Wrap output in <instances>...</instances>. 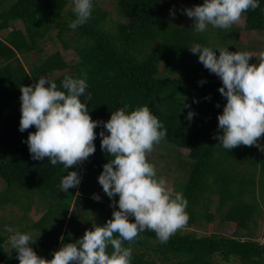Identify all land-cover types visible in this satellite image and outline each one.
<instances>
[{
  "label": "trees",
  "instance_id": "trees-1",
  "mask_svg": "<svg viewBox=\"0 0 264 264\" xmlns=\"http://www.w3.org/2000/svg\"><path fill=\"white\" fill-rule=\"evenodd\" d=\"M93 3L91 18L72 30L68 27L75 19L71 0H0V180L4 183L0 209L16 204L15 199L22 203L21 194L37 196L45 203L42 217L30 229L20 230L40 232L32 235L37 241L31 247L49 260L64 243L75 242L93 224L103 225L112 218V200L98 183L103 165L110 159L100 148L102 125L95 129V153L79 167L69 169L59 163L51 165L47 157L33 160L24 141L36 129L19 131L21 86L59 72L63 74L52 81L60 87L65 77L82 78L86 73L88 88L81 101L87 103L94 120L107 121L112 111L125 106L131 111L148 104L167 129L161 141L190 152L188 161L178 159L179 169L187 176L175 191L188 200V222L166 243L151 230L139 233L132 242L125 241L124 246L133 250L131 264H218L217 259L264 264V244L255 240L252 229L262 216L257 192L264 181V152L244 145L228 151L214 139L218 115L227 102L219 92L222 81L198 62L199 54H193L189 47L197 43L213 48L232 46L229 51L253 53L250 64L259 63L264 52L239 48L238 28L197 32L194 22L186 24L184 4L195 6L203 0H115L125 22L117 21L113 26L108 23L110 13L98 0ZM170 9L176 13L175 20L168 19ZM242 16L247 32L264 33V0ZM55 31L57 41L65 50H73L76 60L68 63L56 52L26 68L20 56L43 53V42ZM201 80L206 82L201 85ZM87 93H91L90 100H86ZM185 103L191 107H184ZM189 111L195 113L191 121L186 119ZM259 139L264 144V134ZM73 170L81 174V183L62 192L60 181ZM93 194L105 195V201L93 199ZM214 198L218 199V209H225L222 220L233 223L236 234L199 236L194 231L184 232L183 228L198 225L202 218L213 223L209 208ZM8 239L0 232V264H19L15 250L7 246ZM148 249L147 258L144 251ZM107 251H112L111 246Z\"/></svg>",
  "mask_w": 264,
  "mask_h": 264
},
{
  "label": "clouds",
  "instance_id": "clouds-1",
  "mask_svg": "<svg viewBox=\"0 0 264 264\" xmlns=\"http://www.w3.org/2000/svg\"><path fill=\"white\" fill-rule=\"evenodd\" d=\"M72 3L75 19L68 27L75 30L91 18L94 3L93 0H72ZM258 7L260 0H203L202 4L184 8L182 12L194 18L197 32H204L209 25L228 29L243 13ZM170 15L175 17V11L170 9ZM189 49L198 53V62L222 81L219 92L227 102L218 115L214 139L228 151L244 145L264 152L259 139L264 134V53L259 63L250 64L254 54L249 51L232 52L198 43ZM87 88L86 73L82 78L65 77L60 87L47 77L21 86L19 131L33 126L36 129L24 141L33 160L43 161L47 157L51 165L59 163L69 169L79 167L95 153V129L102 125L100 148L110 159L103 165L98 183L112 200V218L103 225H93L75 242L64 243L50 260L31 247L37 240L30 233L14 232L11 226H5L8 232H14L9 242L19 264H131L133 250L124 246L125 241L132 242L139 233L151 230L161 243H166L189 220L188 200L181 192L171 194L166 180L157 176L155 165L147 159L153 146L167 135L158 116L146 104L131 111L126 110L127 106L112 111L107 121L94 120L87 103L81 101ZM90 99L91 93H87L86 100ZM184 107L191 106L185 103ZM194 115L189 111L186 119L191 121ZM81 180L78 171H68L60 181V190L78 188ZM93 199L99 201L101 197L93 194Z\"/></svg>",
  "mask_w": 264,
  "mask_h": 264
},
{
  "label": "rangeland",
  "instance_id": "rangeland-1",
  "mask_svg": "<svg viewBox=\"0 0 264 264\" xmlns=\"http://www.w3.org/2000/svg\"><path fill=\"white\" fill-rule=\"evenodd\" d=\"M72 2V0H71ZM99 5L107 10L110 13V17L108 19V23L110 26L116 24L117 21L125 22L124 19L120 17L118 14L117 6L115 4V0H98ZM193 7L192 3L184 4V8ZM169 20H175L176 18L172 15H168ZM185 23L194 22V18L185 17ZM245 19L244 16L241 19L234 23L230 28L232 30L239 29V34L236 36L237 46L244 47L250 49L254 47L258 49L260 52H264V33H251L247 32L244 29ZM17 26L23 27L21 23H17ZM210 29H215V27L209 25L207 29L204 31H210ZM43 53L36 54L31 53L29 55L23 56L21 55L20 58L26 65V68L31 69L34 64H39L41 60L44 58L56 53L60 52L68 63L73 62L76 60L77 56L73 50H65L60 42L57 41V32L55 31L52 34L51 39H48L46 42H43ZM232 47V46H231ZM231 47H222V48H231ZM230 51L235 52V49H231ZM63 73H55L54 75L48 76L47 78L53 80L57 76ZM189 151L177 148L175 145L167 144L165 142L160 141L158 144L153 146V149L150 153L147 154V159L150 163L154 164L157 171L158 177H163L167 182L168 190L171 194H175V191L179 185V183L183 182L187 176V174L182 170L179 169L178 166V159L183 161H188ZM260 178V176H258ZM264 180V179H263ZM258 188V201L261 205L262 209V216L257 220V223L252 226L253 232L255 233V240L264 244V181ZM4 189V183L0 180V192ZM22 203H18V199H15L16 204H12L9 206H5L0 209V232L8 235L9 238L11 235L14 234L15 231L22 232L20 229L30 227L33 223L37 222L44 212L46 211L45 203L42 201L40 202L37 196L28 195L24 196L21 194ZM105 201V195L101 196L99 202ZM31 202V205H29ZM218 199L214 198L212 204L210 205L209 211L210 213L214 214V221L213 223H208L205 218L201 219V223L199 222L198 225H194L193 227L183 228L184 232H196L199 236H208V235H224V236H234L236 234V226L228 221L222 220V215L224 211H220L217 205ZM24 206H30L29 210ZM95 225V224H93ZM5 226H11L14 229V232H8ZM205 226V227H204ZM29 232L31 235L40 233L38 230H31ZM23 233H26L23 232ZM7 246L10 250H12L9 239L7 242ZM147 253V258L149 257V249L144 251ZM218 264H236V262L224 263L219 259L216 260Z\"/></svg>",
  "mask_w": 264,
  "mask_h": 264
}]
</instances>
